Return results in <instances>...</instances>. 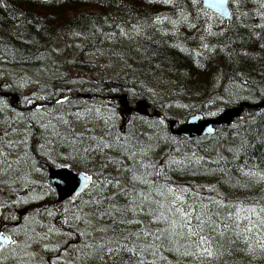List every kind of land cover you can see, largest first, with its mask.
I'll use <instances>...</instances> for the list:
<instances>
[{
	"label": "snow or ice",
	"instance_id": "1",
	"mask_svg": "<svg viewBox=\"0 0 264 264\" xmlns=\"http://www.w3.org/2000/svg\"><path fill=\"white\" fill-rule=\"evenodd\" d=\"M52 2L43 0L44 4ZM146 2L161 4L171 11L147 14L143 19L135 17V13L122 20L108 15L103 17L108 30L91 23L87 34L73 32L72 35L85 41L92 39L96 52L104 55V50L95 45V37L100 35L101 43L108 41L112 45L107 52L132 70L127 62L133 58L131 53L150 61L153 45L202 57L205 52H224L237 40L243 42L242 30L248 32V38L254 36L257 29L264 33V0ZM249 3L253 8H248ZM229 31L233 35L221 39ZM212 40L216 43H211ZM186 41L197 42L201 50L182 46ZM117 46L128 48L127 59L124 53L115 51ZM260 47L264 48V43ZM233 51L237 56L248 55ZM227 55L231 57L232 52ZM247 83L243 80V84ZM131 94L137 95L134 90ZM6 97L7 94L0 91V112L11 107ZM66 102H69L67 96L55 101L60 105ZM26 103L34 102L26 98ZM39 112L40 106H37L32 115L24 119L36 120ZM74 115L79 119L81 113ZM18 116L23 117V113ZM53 118L65 126L63 132L50 121L42 122L40 127L50 130L54 140L72 149L74 155L63 159L79 167L76 174L79 188L74 186V195L67 204H62L61 229L54 224L45 225L43 234L37 233L31 227L32 218L27 216L23 217V225L9 227L4 221L20 217L0 212V264L9 261L32 264L37 255L32 250L34 245L51 253L46 259L41 258L43 264H255L257 260L264 261V167L247 158L241 161L246 140L237 148H226L233 154L231 161L223 155L209 160L195 152L179 156L169 152L161 161H156L157 144H145L122 132H113L115 125L107 121L102 134L97 135L87 123L77 131L63 116ZM27 145L28 135L19 128L8 126L0 132V171L4 175L18 170L14 165H20L21 147ZM45 154L50 158L60 156L54 146ZM230 163L235 174L233 168L228 167ZM32 170L39 172L40 168L33 164ZM174 175L221 176V179L217 184H193L173 179ZM23 182L35 183L28 181L27 175ZM221 185L229 191H221ZM237 192L243 195H236ZM31 199L42 200L44 196L36 194ZM28 202L25 197L14 201L16 204ZM3 207L11 208V205ZM46 214L53 218L57 215L53 211ZM53 235L64 239L52 244Z\"/></svg>",
	"mask_w": 264,
	"mask_h": 264
},
{
	"label": "trees",
	"instance_id": "2",
	"mask_svg": "<svg viewBox=\"0 0 264 264\" xmlns=\"http://www.w3.org/2000/svg\"><path fill=\"white\" fill-rule=\"evenodd\" d=\"M0 44L2 47L5 45L8 49L3 48L7 53L14 55L20 54H33L34 52H42L48 54L50 60L56 59L59 64L66 65L69 68H73L76 72H89L94 70L95 66L100 69L101 62H95L89 57L90 53L96 49L93 47V40L87 41L81 40L79 45L81 47H74V42L70 39V35L76 28L80 29L81 33L87 34L90 31V24L95 23L97 27L107 29L103 17L111 15L117 20L128 18L131 14L135 13V17L143 19L147 14H156L157 12L167 13L171 9L161 4H148L146 0H53L51 4H44L43 0H0ZM123 5V6H121ZM248 8H253L251 3L248 4ZM81 13H84V17H81ZM39 19L40 23H37ZM62 22V23H61ZM255 35L248 38V32L242 30V34L245 39L243 42L237 40L235 44H232L230 48L225 49L224 52L217 51L213 54H207L206 52L202 57H196L195 55H189L187 53H180L176 49H172L166 46H160L156 48L152 46L154 52H150L151 60H143L139 54L131 53L132 59H128L127 62L131 65L130 70L128 67V73L133 75L137 74L145 81L147 78L155 80V78H169L171 81H176L177 86L175 91H186V96L192 97H207L208 92L213 87V77L216 74H220V82L218 89H223L225 83L243 82L249 80L253 84L254 81L261 82L264 80V48L260 47L261 43H264V33L260 30H255ZM185 35H192V33L185 32ZM231 31L226 33L225 37L232 36ZM259 37V38H257ZM157 39L159 37L157 36ZM102 38L99 35L95 38L96 47L100 48V42ZM2 41V42H1ZM172 41L170 40L169 43ZM213 44L216 42L211 41ZM61 43L62 50L56 54H52L51 46ZM68 45H72L68 47ZM189 49L199 51L201 50L198 43L194 41H186L182 44ZM222 46V45H221ZM126 47V46H125ZM83 48V51L81 50ZM122 47L120 46L119 49ZM143 50V49H142ZM247 52V56H237L235 51ZM119 52L125 54L127 59V49H121ZM228 52H232L231 57L227 55ZM17 53V54H16ZM8 54V53H7ZM9 55V54H8ZM107 59H114L111 56H104ZM117 58V57H116ZM124 63V61H123ZM161 74V76H160ZM164 75V76H163ZM181 75L184 76V81L180 79ZM153 77V78H152ZM69 78L63 79V84L69 82ZM98 82L103 84L100 89L102 92L108 93L111 90L109 81H105V77L100 75ZM263 79V80H261ZM67 80V81H66ZM133 80V79H131ZM130 80V81H131ZM124 82V83H123ZM124 79L119 82L112 83L116 89L122 90V88L133 87L126 85ZM62 84V88L65 86ZM11 88V87H7ZM58 88L57 84L47 87V93L52 98V91ZM72 90L84 91L81 86H72ZM81 88V89H79ZM110 93V92H109ZM49 99V100H50ZM161 102L165 104V99ZM157 107L160 106L157 103ZM66 108L62 110L64 112ZM240 119V118H239ZM256 122V123H254ZM60 126V125H59ZM235 129L237 133H230L229 126H222L217 129L215 136L209 140L204 139H178L180 144L187 146L189 153L195 152L199 156H204L209 160L216 159L218 155H226L227 147L237 148L240 146L242 140H246L247 147L241 152V159H249V161H256L264 167V112L259 115L254 121L240 122L236 120ZM232 129V128H231ZM59 131H64L61 128ZM79 131V129H77ZM34 133V134H33ZM37 132H32L31 137H36ZM238 136V137H237ZM233 141L234 144L228 145V139ZM51 141V143H49ZM34 142V147L33 143ZM31 142V152H34L33 158L38 160V163L46 166V164H54L58 161L72 162L71 160H65L63 157L74 155L72 149L68 146L62 149V144L55 146L53 138H41L38 134L37 143L36 140ZM163 142L159 141L158 145ZM40 145H44L43 148ZM53 146L56 151L60 153V156L53 155L51 158L45 153H49L53 150ZM34 150V151H33ZM39 150V152H36ZM42 151L44 153H42ZM54 157V158H53ZM42 160V161H41ZM43 162V163H42ZM237 163H240L237 161ZM27 166H24L27 170V174L30 176V165L27 162ZM23 167V168H24ZM229 168H233L232 164L228 165ZM18 168H21L18 165ZM75 170H79L78 166L73 167ZM21 170V169H20ZM233 174L235 169L233 168ZM28 179V178H27ZM221 178H219L220 180ZM217 180V178L215 179ZM218 180V181H219ZM28 181H32L31 178ZM215 182V184L218 183ZM28 185V183L26 184ZM221 185V191L224 188ZM39 186L28 185L23 194H26L29 190H39ZM224 192V191H223ZM242 193V192H241ZM17 199V193L15 191H9L0 187V212L4 215H17V204L14 201ZM48 203L45 208L47 211L57 213L53 218V222L61 229L63 226L60 221V210L62 204H67L68 200L60 205H56L54 202ZM46 201V198L41 200ZM11 205V208L3 207V205ZM35 201L29 203V206L34 209ZM46 213V211H43ZM2 219V217H0ZM9 227L13 226V221H4ZM71 254L72 250L69 251ZM172 259V257H168ZM255 264H264V261L257 260Z\"/></svg>",
	"mask_w": 264,
	"mask_h": 264
},
{
	"label": "rangeland",
	"instance_id": "3",
	"mask_svg": "<svg viewBox=\"0 0 264 264\" xmlns=\"http://www.w3.org/2000/svg\"><path fill=\"white\" fill-rule=\"evenodd\" d=\"M79 28H76L74 32H80ZM98 36L99 35H96V37ZM70 39L74 42V47H76V45H79L81 40H83L73 35H70ZM99 45H100V49L104 50L105 54L101 55L99 52H96L95 50L94 52L90 53L89 57L92 58L95 62L100 61L101 62L100 67H103L104 69H100L97 66H95L94 70L89 72H83V71L76 72L73 68H69L66 65L59 64V62L56 59L50 60L48 54H44L38 51L34 52L33 54H20V55H14L12 53L7 52L9 54L8 55L3 50V48L5 49L8 48L5 46L2 47V45L0 44V83H2L3 86L8 85L12 89L20 91L22 94L26 92L27 94L30 95L33 91H35L39 94L36 96L44 97V99H39V101L46 102V100L50 98V94L46 92L48 85L52 87L53 84H57L58 86V88H55L54 91H52L53 101H56L57 97L62 94L63 92L62 90L68 87V82H67L66 86L62 88V84H63L62 77L69 78L68 81H71L73 85H82V88H84V90L89 89L94 93H99L100 89L103 87V84L97 81L99 80L98 78L100 75H103L105 77L104 79L105 81H109L108 83L111 89L115 87L112 81L119 82V80L124 79V81H126L125 82L126 85L135 88L134 91L136 93H140L134 96V98L137 97L138 95H142L138 99L144 100L146 102L149 115H153L154 113L153 107L149 101L155 102L165 99L166 101L165 104H162L165 113H167L168 115L169 113H173L174 114L173 118L178 120L186 119L190 114L201 113L202 111H204L207 115L219 114L220 110L223 111L227 107L226 106L222 108L223 105L225 104H228V106L234 105L236 102L235 99H238L239 97H246L251 92L248 91V86H245V85H252L251 83L252 80L251 81L249 80V84H243V82L235 81L226 85L223 88L224 90L222 92H219L220 94L217 95L219 96V98L216 99L215 97V100L209 99L208 96L207 97H199V96L192 97L189 95L186 96V91L184 90L179 92L175 91L174 86L178 87L177 86L178 84L176 81L173 82L169 78H155V80L151 78H147L144 81L142 77H140L137 74H133V75L129 74L125 63H123L122 60L110 55L107 52V50L112 47L110 42L108 41H105L103 43L100 42ZM61 46H62L61 43L57 45L53 44L51 46L52 54H56L57 52L61 51L62 50ZM119 47L120 46H117L115 48V51L119 52L121 49L128 50V48L125 46L122 47L121 49H119ZM108 55L113 57L114 59H107L104 57ZM180 79L184 81L185 78L183 75H181ZM219 80H220V75H216L213 77L214 85L211 88V90L208 92V95H210L211 92L220 90V89L216 90ZM257 83L259 84L258 87L257 88L253 87L254 92L260 90L261 93H259V95L264 94V80ZM136 85H137V89H136ZM238 85L240 86L239 88L237 87ZM149 89H151L152 91H149ZM9 93L10 94L7 95V99H11V97L13 96H19V94L15 92L10 91ZM13 93H15V95H13ZM125 93H127L126 96L129 97V92L125 90ZM20 96L24 97L22 95ZM222 97L229 99L232 97L235 98L226 102L225 100L222 99ZM84 99L85 98H83L82 100H74L71 102H67L63 105L56 104V107L48 104L36 105L35 108L37 106H40V112L37 114L38 118L36 120L24 119L26 117H30L35 108H33L31 111H25L24 109L13 108L10 105L11 107L9 110H7L6 112H0V132H3L6 127L10 126V127L19 128L21 131H23L25 134L28 135V145L26 148L22 146L19 153V155L23 158L21 163L24 164V166H27V164L25 163V156L27 157L29 156L28 149L29 148L31 149V144L29 146V143L31 142L30 134H32L33 132V126L35 123H38V126L40 127V123L42 122L48 123L50 121L51 124L57 125L58 130H60L61 128L65 129V126L60 121L53 118L57 116H63L65 119L71 121V123L73 124V126L76 127V129L79 128L81 130L85 123H87L88 127L91 128L94 123H97L99 127L104 129L105 121H107V123L109 122L110 125L114 121H117V114L115 109L106 106H100L99 109V105H96L94 110L93 109L94 105H91L90 103H86ZM64 107L66 109L63 112L62 110L64 109ZM136 107L137 106H132V108H136ZM12 109H14V111ZM50 109H53L54 116L49 112ZM87 109H92V111L89 112L87 111ZM78 111L81 113L79 119L74 115V113ZM132 112L135 114H140L139 111L134 109ZM19 113H23V117L18 116ZM101 117L102 119L100 120ZM20 120H23L24 122H19ZM5 121H7L8 124H5ZM128 123L132 125L131 133L129 136L142 143L145 144L154 143L158 145L159 141L165 142L167 144H172L176 141V139H174L170 134L166 133L165 130L161 127L151 126L149 127V129L148 128L145 129L144 120L141 119L140 117H133L132 120L129 121ZM39 131L46 132L44 135L46 138L49 139L52 138L50 134V130H45L44 128L40 127ZM112 131L116 132L115 127L112 129ZM229 132L237 133V130L235 128L232 129L230 128ZM230 139L231 138L228 139L229 141L228 145L234 144L233 141H231ZM66 146H67L66 143H62L61 150L65 149ZM164 148L167 147L164 146ZM176 149H179V152H177ZM169 152H172L174 155L177 156L181 154H188L187 149L184 147L183 144H177L173 146L172 150H170ZM164 155L160 156V154L156 152L154 155V160L161 161ZM224 156H226L229 161L233 159V154L230 152H228ZM28 163L31 168L29 171L30 176L27 174V170L25 169V167L18 168L17 165H14V168L18 170L10 171L7 175H4L2 171H0V187L5 188L6 190L24 192V189L26 190V187L28 186L26 185L27 183L23 182V177L25 175H27L28 179L31 178L32 181L38 182V179L41 178L43 175L42 174L38 175L36 171L32 170L33 164L36 168H38V165L33 160V158H31V160H29ZM198 177L199 180H202L208 176H198ZM216 178L219 180L221 176H216ZM216 178H214L213 180H215ZM173 179L181 180L182 182H184L185 178L174 175ZM213 180L209 181L208 183L213 184ZM194 182H196V180H194ZM222 190L224 192L229 191L226 186ZM36 194L43 195L39 191L29 190L27 194H21L19 197H25L26 199L29 200V202H31L33 201L31 197ZM235 194L240 195L242 193L237 192ZM28 203L18 204L17 210L26 207ZM52 210L53 209L49 211ZM26 216L32 218L31 227L35 228L36 232L40 234H43L44 231L43 226L54 224L52 217L49 216L41 217L38 212H33L27 214ZM23 223L24 221L22 220V223L20 225H23ZM56 228L59 227L56 225ZM57 237L59 236L53 235L51 237L52 244H55V242L58 241ZM21 239H23V237H21ZM63 239L64 237H62L59 240L62 241ZM35 246L37 247L38 253L32 249L35 253H37L35 260L32 261V264H43L41 258L46 259L47 256L51 255V253H45L38 245H34L33 247ZM8 264H13V262L9 261Z\"/></svg>",
	"mask_w": 264,
	"mask_h": 264
},
{
	"label": "bare ground",
	"instance_id": "4",
	"mask_svg": "<svg viewBox=\"0 0 264 264\" xmlns=\"http://www.w3.org/2000/svg\"><path fill=\"white\" fill-rule=\"evenodd\" d=\"M207 54H209V53H207ZM62 78L64 79L65 77H62ZM66 84L67 83H65L63 85L66 86ZM228 84H230V83H225L224 86H223V88L226 85H228ZM258 85L259 84L256 81H254L252 85H245V86H248V91H251L248 96H246V97H239L238 99H235L236 102H235L234 105H230V106H228V104L223 105L222 108L223 107H226V106L227 107L223 111L220 110L219 114L207 115L204 111H202L200 113L201 116L200 115L198 116L199 117L198 121L195 122L194 121V118H192L190 120L189 125L201 126L202 128H204L198 122H201L203 120H210V119L217 118L219 115L223 114L227 109L232 108V107H238V106H239V109L240 110H243L242 116L239 117L240 119L239 118L238 119H235L234 116H230L231 117L230 121L228 123H225L224 122L225 124H227L230 128H235L234 126L236 124V120H239L240 122H244V121H254L259 115H261L264 112V94L259 95V93H261V91L259 90V91H255L254 92V89H253V87L254 88H257ZM125 90H132V89L125 87V88H122V90H119V89H116L115 87H113L110 91H107V92H111V93H104L100 97H96L94 95V92H92L89 89L84 90L83 94H84V97L85 98H87L88 100H91V101H93V102H95L97 104H101V103L107 102V101H109L111 99V97H113L114 98V106H113L114 109L115 110H118V113L119 114H122V113H124V111L126 109L130 108V106L131 107L132 106H137V103L139 102V101L138 102L137 101L128 102V100H123L124 102L122 104H120L118 100L119 99H122L124 97ZM134 90H135V88H134ZM223 90L224 89H220L219 91L211 92L210 95H208V98L211 99V100H215V97H216V99L219 98V96H217V95L220 94L219 92H222ZM0 91L6 93L7 95H8V93L10 91L19 94V96H17V99L16 100H14L13 97H11V99H7L9 101L10 105L13 108H16V109H24L25 111H31L33 108H35L36 105H39V104H43L44 103V102L39 101V100L36 99V97H37L36 95H39V94L37 92H35V91H33L30 95L27 94L26 92H24L22 94L20 91L14 90L12 88H10V89L9 88H6L3 85H0ZM62 91H63L62 94L59 95L57 97V99H60V98L64 97V90H62ZM15 93H13V95H15ZM20 95H22L24 97H21ZM252 97H254V98H252ZM26 98L29 99V100H32L34 103L33 104L26 103ZM234 98L235 97H232L230 99L229 98L222 97V99L225 100L226 102L229 101V100H231V99H234ZM173 116H174L173 113H169V115L167 113H164L163 118H161V117H159L158 115H155V114L149 115V114H146V113H140V118L143 119L144 120V123H145L144 124L145 129L146 128L149 129V127H151V126L161 127V128H163L165 130L166 133L170 134L176 140L177 139H182V138H187L186 135H183V136L180 135L178 133V131L185 124H187V119L188 118L183 119V120H178V119L173 118ZM132 118H133V116L130 113H124V114L120 115V117H119V123H118L117 126H115L116 132L117 133H121L122 132L123 134H126V135L129 136L130 133H131L132 125L129 126V123L128 122L131 121ZM150 118H152V119H150ZM161 121H162V123H161ZM172 121L174 122L173 125H172ZM39 128L40 127L38 126V123H35L34 126H33V132L34 131L37 132L41 138H43V137L46 138L44 136L46 132L39 131ZM184 132H185V134H188L189 128L187 126H184ZM31 140L33 142V141L36 140V138L34 139V137H31ZM36 143H37V140H36ZM32 144H33V147H34V142ZM58 144L60 145L62 143L55 142L54 145L55 146H58ZM37 151H39V150H36V152ZM31 156H33V155H30V157ZM182 178H185L184 179V182H191L193 184H209L208 182L211 181V180H213L214 178H216V176H208V177H206L205 179H202V180H199V177L198 176L193 177V176H187V175H185ZM194 180H196V182H194ZM216 181H218V179L217 180H213V184H215L214 182H216ZM67 192L68 191H66L64 194L66 195ZM240 195H243V193L240 194ZM68 198L70 199L71 196H68ZM55 226H56V224H55ZM169 257H171V256H169Z\"/></svg>",
	"mask_w": 264,
	"mask_h": 264
},
{
	"label": "water",
	"instance_id": "5",
	"mask_svg": "<svg viewBox=\"0 0 264 264\" xmlns=\"http://www.w3.org/2000/svg\"><path fill=\"white\" fill-rule=\"evenodd\" d=\"M10 93H8L9 95ZM84 96V94H82ZM127 94H124V97L122 99H119V103L122 104L124 101L123 100H127ZM14 100L17 99V96H13ZM138 102V101H137ZM137 110L140 113H146L148 114V110H147V104L144 100H139V102L137 103V107L136 108H132L130 106V108L126 109L124 111V113H131L132 111ZM243 110L239 109L238 107H232L227 109L223 114L219 115L217 118L214 119H210V120H203L200 123L204 128H202L201 126H193V125H189L190 120L192 118H194V121L197 122L199 119V115L201 116L200 113H196L194 115H191L188 117L187 119V124H185L184 126H187L189 128V132L188 134H185L184 132V126L182 128L179 129L178 133L180 135H186L187 137H202L205 135H211L215 133V127L216 126H220L222 124L228 126L225 123H228L231 119L230 116H234V118L239 117L242 114ZM156 111H154L153 114H155ZM225 122V123H224ZM173 121H172V125H173ZM189 125V126H188ZM211 130V131H210ZM56 175L55 173L50 174L49 176V182L52 183L51 177ZM60 177L63 179L64 183L63 184H55L54 186L56 187V189L58 190V192L60 193V198L59 201L62 200V198L68 197V196H72L74 195V192L72 191L73 187L75 186L76 189L78 190L79 185L76 184V181L78 179L77 175L75 173H73L71 170L65 172L63 175H60ZM67 184V185H66ZM67 192V194L65 195L64 193ZM27 209H23L21 211H19V214L22 215L24 213H26Z\"/></svg>",
	"mask_w": 264,
	"mask_h": 264
},
{
	"label": "flooded vegetation",
	"instance_id": "6",
	"mask_svg": "<svg viewBox=\"0 0 264 264\" xmlns=\"http://www.w3.org/2000/svg\"><path fill=\"white\" fill-rule=\"evenodd\" d=\"M73 86V84L71 83V82H68V87H66V88H64V96H67L68 97V99H69V102H71V101H74V100H80V99H76V96H75V94H77V91H75V92H73V90H72V87ZM71 90V91H68V90ZM105 92H101V91H99V93H94V95L96 96V97H100L101 95H103ZM111 93V92H110ZM51 101L53 102L51 105H53L54 107H56V104H55V102L51 99ZM91 102V101H90ZM67 103V102H66ZM92 104L93 103H95V102H91ZM102 119V117L100 118V120ZM94 132H96L98 135H100V134H102V131H97V130H94ZM34 134V133H33ZM36 138V137H35ZM30 144H31V142L29 143V146H30ZM34 151V150H33ZM28 155L30 156V155H33L34 156V152H31V149L29 148L28 149ZM32 157V156H31ZM63 164H65V165H69V164H73V162H63ZM75 165L73 164V166H71V167H74ZM39 167H41V166H39ZM44 170V169H43ZM55 195H56V193H55Z\"/></svg>",
	"mask_w": 264,
	"mask_h": 264
}]
</instances>
